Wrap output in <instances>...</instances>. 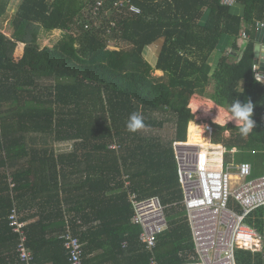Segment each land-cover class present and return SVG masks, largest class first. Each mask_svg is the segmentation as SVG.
<instances>
[{"label": "trees", "instance_id": "16d2710c", "mask_svg": "<svg viewBox=\"0 0 264 264\" xmlns=\"http://www.w3.org/2000/svg\"><path fill=\"white\" fill-rule=\"evenodd\" d=\"M10 2L0 0V23ZM235 2L241 14L221 0H20L9 35L0 27V264H25L9 225L13 210L36 264H70L60 236L66 222L84 243L83 264H149L128 192L157 196L166 206L167 228L155 248L160 264L193 256L172 149L173 141L186 140L194 118L191 96L205 95L227 110L235 98L251 100L253 131L244 137L238 126L214 124L212 142L224 147L225 164L234 154L264 156V81L253 70L264 0ZM242 29L249 40L240 52ZM53 30L60 38L40 46L39 37ZM222 40H231L232 51L222 48L212 64ZM156 43L151 63L145 54ZM16 47L23 48L19 59ZM134 112L148 129L173 119L174 137L129 131ZM32 134L74 141L73 148L56 154ZM187 141L209 144L193 123ZM246 223L264 232V206ZM235 259L264 264V250L236 249Z\"/></svg>", "mask_w": 264, "mask_h": 264}, {"label": "built area", "instance_id": "2783aa9c", "mask_svg": "<svg viewBox=\"0 0 264 264\" xmlns=\"http://www.w3.org/2000/svg\"><path fill=\"white\" fill-rule=\"evenodd\" d=\"M100 4L101 2L97 3L98 6ZM221 4L233 6L235 0H221ZM129 7L131 11L138 12L133 5ZM256 29L257 36L263 39L264 22H256ZM239 37L249 40L245 29L241 30ZM253 70L255 77L264 81V71L258 59H255ZM188 107L194 115L192 123L198 127L201 136L208 139L209 144L206 147L191 144L188 143L187 137L185 141L172 142L177 178L182 192L179 203L185 211L194 252L193 256L182 264H237L236 249L251 252L264 250V232L246 223L253 210L264 206V175L242 181L231 188L232 177L245 179L251 175V164L246 161L236 165L232 162L225 164L224 147L212 142L216 123L213 116L220 113L218 105L208 108L204 116L198 114L203 110H194L189 104ZM205 108L204 106V110ZM211 109H214V113ZM228 133L226 130L225 134ZM111 147L117 148V145L112 144ZM233 151L235 150H231ZM244 164L250 165L247 172L243 171ZM128 185L126 181L125 187ZM128 200L133 209L131 223L140 227L139 242L150 253L149 264H160L155 248L158 236L167 228L166 206L157 196L139 199L135 194L128 192ZM9 220V225L19 236L16 247L19 260L25 264H36L26 244L25 223L19 219L15 210ZM75 232L76 228L66 222V229L60 236L63 238L69 263L83 264L84 243Z\"/></svg>", "mask_w": 264, "mask_h": 264}, {"label": "rangeland", "instance_id": "374dc122", "mask_svg": "<svg viewBox=\"0 0 264 264\" xmlns=\"http://www.w3.org/2000/svg\"><path fill=\"white\" fill-rule=\"evenodd\" d=\"M20 0H11V2L9 3V6L7 8V13L3 16V19L1 20L0 23V27L2 28V31H5L7 33V35H9V32L7 31V27H8V21L10 20L12 14H14V12L17 9V6L19 4ZM239 7L237 5H235L234 7H232L233 11L237 12V9ZM110 13L109 10H107L104 14L108 15ZM245 28V27H244ZM240 35V34H239ZM61 36V32L60 30H53L49 33L44 34L43 36L39 37V44L40 46H45V45H52L54 44ZM227 38V37H225ZM227 41V40H226ZM239 41V40H238ZM247 40L241 39L240 38V45L239 47L241 48L239 51L241 52L243 49V46L245 45ZM19 46V45H18ZM124 46V45H123ZM159 48V43H156L153 47H148L147 48V52L145 54V58L153 63L154 58L156 57L157 54V50ZM222 48H226V52L229 53L232 51L231 48V40L227 41V42H223V40L221 41V45L220 47L214 51L213 55L210 57L209 62H211L212 64L215 63V61L219 58L220 54H221V49ZM23 53V48L22 51L18 50L17 47L14 50L13 56L16 59H19L21 57ZM156 75H161V72L155 71ZM211 92V87L207 88L206 93ZM200 97H202V102H204V106L206 107V111H203L201 113H198L199 116H204L207 114V109L214 107L213 104H208L210 101H208V97L207 96H202V95H198ZM207 99V100H206ZM207 103V104H206ZM212 103V102H211ZM203 104V103H202ZM201 104V105H202ZM204 108V107H203ZM212 113H214V109H211ZM220 111L221 114V110L220 108L218 109ZM227 110V109H226ZM227 112V111H226ZM169 116H171V114L168 113ZM222 115V114H221ZM219 116V114L217 115ZM162 117L159 115V118ZM213 119L216 121V125H220L223 126V119H216V115L213 116ZM192 123V121L189 122V124ZM234 123V122H233ZM232 122H229L228 124L234 125ZM188 124V127H189ZM188 127H187V137H188ZM143 134H147V135H156L159 136L161 139H170L173 138L175 135V122L173 121V119L167 121L164 123V125L162 127H155L154 129H148V128H144L143 129ZM228 135V134H225ZM35 134H32V137L35 138V142L39 145H43L46 146L50 149H53L54 152L56 154L58 153H63L66 152L68 150H71L73 148V143L74 141H64V142H58V141H53L52 139L48 138V137H39ZM236 151H233L232 154H234ZM240 157V155H239ZM243 158V157H241ZM241 158L237 159L236 154H234L232 156L231 162L233 165H236L238 163H240L241 161H247L251 164L252 166V171H251V175H249L248 177H246L245 179H235V178H231L230 180V186L231 188L236 186L237 184L241 183L242 181H247L259 176L264 175V156H262V154L258 153L256 155H248L246 154V156H244V158L241 160ZM10 180V179H9Z\"/></svg>", "mask_w": 264, "mask_h": 264}, {"label": "clouds", "instance_id": "9594fccd", "mask_svg": "<svg viewBox=\"0 0 264 264\" xmlns=\"http://www.w3.org/2000/svg\"><path fill=\"white\" fill-rule=\"evenodd\" d=\"M235 5L236 2L231 7H234ZM257 35L258 34H256L255 40L257 41L258 38L261 39L260 43L261 45H264L263 39ZM194 95H198V94H194ZM212 102L215 103L214 101ZM215 104H213L214 107ZM253 109H254V104L252 103L251 100L248 99L247 101L241 102L239 99L235 98L230 104L227 112L223 114V123L226 125L229 122H234L235 126L239 127L240 134L244 137H247L253 131V128L255 126V121L252 119ZM126 127L131 132H136L137 130L144 128L145 127L144 117L136 112L130 114ZM249 168H250L249 164L243 165V171L247 172Z\"/></svg>", "mask_w": 264, "mask_h": 264}, {"label": "crops", "instance_id": "0c3cea01", "mask_svg": "<svg viewBox=\"0 0 264 264\" xmlns=\"http://www.w3.org/2000/svg\"><path fill=\"white\" fill-rule=\"evenodd\" d=\"M239 8L237 9V12L238 13H240L241 14V10H242V8H241V6H239V5H237ZM159 71V70H158ZM159 72H161V71H159ZM202 97H200V96H198V95H195V96H192L191 98H190V100H189V106L190 107H193V109L194 110H196V109H200V110H203V111H206V110H204V102H202ZM207 100V99H206ZM208 100H210V99H208ZM211 101V100H210ZM212 102V101H211ZM211 102H209L208 104H213V103H211ZM203 103V104H202ZM202 104V105H201ZM220 110H223L222 112H221V114L219 113V116L221 115V116H223V114L227 111L226 109H223V108H221L220 107ZM225 110V111H224ZM218 116H216V118H217ZM218 119V118H217ZM233 123V122H232ZM234 124V123H233ZM68 151H70V150H68ZM30 209V215L31 216H38V209L37 208H29ZM37 219V217H34L33 219H31V220H29V221H26V223L27 222H30V221H33V220H36ZM78 232V230H76V232L75 233H77ZM157 257V256H156Z\"/></svg>", "mask_w": 264, "mask_h": 264}, {"label": "water", "instance_id": "95a60500", "mask_svg": "<svg viewBox=\"0 0 264 264\" xmlns=\"http://www.w3.org/2000/svg\"><path fill=\"white\" fill-rule=\"evenodd\" d=\"M260 41L261 39L258 38L254 44L253 57L254 59H259L261 69L264 71V59L261 58L264 56V45H261Z\"/></svg>", "mask_w": 264, "mask_h": 264}, {"label": "bare ground", "instance_id": "6f19581e", "mask_svg": "<svg viewBox=\"0 0 264 264\" xmlns=\"http://www.w3.org/2000/svg\"><path fill=\"white\" fill-rule=\"evenodd\" d=\"M222 111H223V110H221V112H222ZM224 111H225V110H224ZM217 118H219V120H220V119H223V116L220 115V116H218ZM220 121H221V120H220ZM188 143H191V144H197V143H193V142H188ZM232 178H233V177H232Z\"/></svg>", "mask_w": 264, "mask_h": 264}]
</instances>
